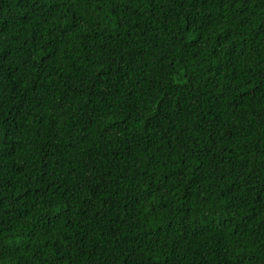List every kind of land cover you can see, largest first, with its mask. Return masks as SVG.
Wrapping results in <instances>:
<instances>
[{"label":"trees","instance_id":"1","mask_svg":"<svg viewBox=\"0 0 264 264\" xmlns=\"http://www.w3.org/2000/svg\"><path fill=\"white\" fill-rule=\"evenodd\" d=\"M0 264H264V0H0Z\"/></svg>","mask_w":264,"mask_h":264}]
</instances>
